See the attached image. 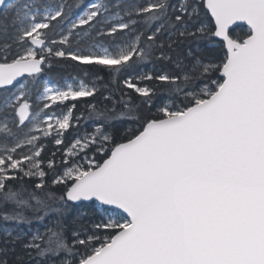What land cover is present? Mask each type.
Listing matches in <instances>:
<instances>
[{"label": "snow or ice", "instance_id": "snow-or-ice-1", "mask_svg": "<svg viewBox=\"0 0 264 264\" xmlns=\"http://www.w3.org/2000/svg\"><path fill=\"white\" fill-rule=\"evenodd\" d=\"M0 15V264H264V0ZM57 58L89 82L42 86Z\"/></svg>", "mask_w": 264, "mask_h": 264}, {"label": "trees", "instance_id": "trees-1", "mask_svg": "<svg viewBox=\"0 0 264 264\" xmlns=\"http://www.w3.org/2000/svg\"><path fill=\"white\" fill-rule=\"evenodd\" d=\"M22 1L23 0H18L17 2L21 3ZM129 2L135 3L136 5H140V4L147 3V0H129ZM175 2H176V0H172V3H175ZM2 19H3V17H2V15H0V20H2ZM208 22H211L209 16H208ZM235 34L243 36V32L240 29H237ZM74 64H75V62L64 61L62 59L57 58V62L55 63L53 68L62 69L60 71L62 73V75H60V76H65L69 79H72V78H76L78 80L84 79L86 82H89L88 78L84 76V73L82 71H80V68L84 67V66L74 67L73 66ZM158 69H159L158 64L154 65L152 63H145L141 67L140 71L153 72V71H156ZM56 73H57V71H56ZM103 75H105V78H107L106 73H104ZM148 83H151V82H148ZM98 100H99V95L95 98L94 97H86V98H80L79 100H76V101H70V102L65 103V105H69V106L72 104H75L76 108L74 109V115L80 116L81 114H83L84 119L80 120L79 129L72 127L68 130V132H65V134H64L65 142H64V145H61L60 147H64L65 145L70 144L73 141L77 132H79L80 135H83L84 132H91L93 130L92 121L87 119L88 111L86 108V102L87 101L97 102ZM62 108L64 109V105L62 106ZM54 147L55 146L53 144H50V143L47 145L46 150L42 153V157L45 160L50 156ZM59 158H60V153L57 152V160H59Z\"/></svg>", "mask_w": 264, "mask_h": 264}, {"label": "rangeland", "instance_id": "rangeland-1", "mask_svg": "<svg viewBox=\"0 0 264 264\" xmlns=\"http://www.w3.org/2000/svg\"><path fill=\"white\" fill-rule=\"evenodd\" d=\"M61 70L62 69L60 68L48 69L47 67H45L44 72L41 74L42 86L43 84L46 83L49 87L60 90H65L69 84H72L74 87L78 86V82H79L78 79L76 78L69 79L65 76H60L62 75V73L60 72ZM70 101L72 100H68L65 103ZM62 106L63 105H59V106L53 105V108H56V110L59 112L61 110H64Z\"/></svg>", "mask_w": 264, "mask_h": 264}, {"label": "water", "instance_id": "water-1", "mask_svg": "<svg viewBox=\"0 0 264 264\" xmlns=\"http://www.w3.org/2000/svg\"><path fill=\"white\" fill-rule=\"evenodd\" d=\"M208 16H209V18H210V14H208ZM210 20H211V18H210ZM246 27V26H245Z\"/></svg>", "mask_w": 264, "mask_h": 264}]
</instances>
